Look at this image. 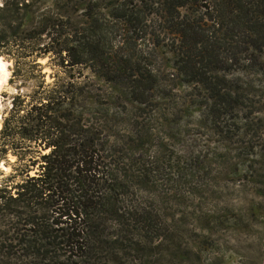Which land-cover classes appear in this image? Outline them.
Masks as SVG:
<instances>
[{
	"label": "trees",
	"instance_id": "16d2710c",
	"mask_svg": "<svg viewBox=\"0 0 264 264\" xmlns=\"http://www.w3.org/2000/svg\"><path fill=\"white\" fill-rule=\"evenodd\" d=\"M76 1L86 3L80 23ZM39 2L0 4V54L14 59V76L37 77L38 57L59 61L57 80L18 93L3 118L0 157L16 160L0 173V264H154L152 246L168 230L140 192L151 169H141L138 135H109L107 103L74 72L87 68L145 105L159 81L153 53L167 48L171 76L203 88L215 116L226 115L243 101L221 73L264 76V0ZM249 167L245 175L264 176Z\"/></svg>",
	"mask_w": 264,
	"mask_h": 264
},
{
	"label": "rangeland",
	"instance_id": "374dc122",
	"mask_svg": "<svg viewBox=\"0 0 264 264\" xmlns=\"http://www.w3.org/2000/svg\"><path fill=\"white\" fill-rule=\"evenodd\" d=\"M57 2L40 0L39 7L55 10ZM73 7L82 22L86 3L76 1ZM151 47L147 43L142 49ZM167 50L158 47L153 53L159 81L145 105L133 102L125 86L105 83L87 68L74 72L80 81L91 80L92 92L107 103L109 135L127 129L138 135L141 169H151L140 192L168 230L164 244L154 248L160 244L156 239L152 246L158 253L154 264H264V197L255 190L264 187V176L245 175L251 164L264 172V76L253 68L221 73L243 102L216 117L203 88L171 76ZM36 62L43 77L36 69L35 78L14 76V59L0 54V129L18 93L29 94L42 79L45 84L57 80L58 59L47 55ZM15 160L11 153L0 157V173H10Z\"/></svg>",
	"mask_w": 264,
	"mask_h": 264
}]
</instances>
